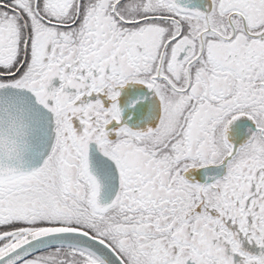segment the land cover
Listing matches in <instances>:
<instances>
[{
  "label": "snow or ice",
  "instance_id": "6c2138e0",
  "mask_svg": "<svg viewBox=\"0 0 264 264\" xmlns=\"http://www.w3.org/2000/svg\"><path fill=\"white\" fill-rule=\"evenodd\" d=\"M0 264H264V0H0Z\"/></svg>",
  "mask_w": 264,
  "mask_h": 264
}]
</instances>
